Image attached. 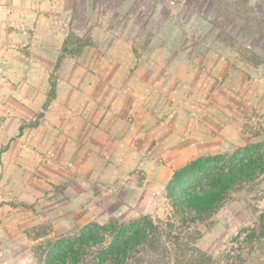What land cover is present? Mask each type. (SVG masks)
I'll return each mask as SVG.
<instances>
[{
  "label": "rangeland",
  "instance_id": "rangeland-1",
  "mask_svg": "<svg viewBox=\"0 0 264 264\" xmlns=\"http://www.w3.org/2000/svg\"><path fill=\"white\" fill-rule=\"evenodd\" d=\"M51 1L40 6L51 33L36 40L0 21V264H45L39 244L90 223L165 219L174 171L199 156L257 145L264 161V0ZM71 33L89 39L77 54L64 51ZM39 42L36 55L63 66L38 87L19 83L38 72L23 62ZM192 226L219 264H264V174Z\"/></svg>",
  "mask_w": 264,
  "mask_h": 264
},
{
  "label": "trees",
  "instance_id": "trees-1",
  "mask_svg": "<svg viewBox=\"0 0 264 264\" xmlns=\"http://www.w3.org/2000/svg\"><path fill=\"white\" fill-rule=\"evenodd\" d=\"M216 25L223 35L224 24ZM88 43V38L71 33L64 51L77 54ZM56 86L53 80L52 93ZM257 148L248 145L229 154L203 155L177 168L168 184L172 210L165 219L141 215L90 223L68 238L39 244L36 253L46 256L45 264H219L196 245L202 231L192 224L210 219L234 191L258 171L264 174Z\"/></svg>",
  "mask_w": 264,
  "mask_h": 264
},
{
  "label": "crops",
  "instance_id": "crops-1",
  "mask_svg": "<svg viewBox=\"0 0 264 264\" xmlns=\"http://www.w3.org/2000/svg\"><path fill=\"white\" fill-rule=\"evenodd\" d=\"M45 4L46 5L53 4V2L51 0H0V21H6V23H5L6 27H8V24H9L8 21L12 17H15L16 21L20 22L19 29L15 30L13 32L8 30L7 36L11 37V36L15 35V36H19L20 38H23L28 34V36H33L35 38L34 40H36V38H37L36 36L39 35L37 32L38 30L45 29V31H48L49 33H51L50 29H52V25H50V24H51V21L53 22V19L50 16V13L42 12L43 10L40 8L41 5H45ZM59 4L62 5L63 2H59ZM67 5H68V0L65 4V8ZM73 7H74V3H73ZM69 8H70V6H68V10L66 9V12H67L66 15L67 16L69 13ZM44 9H49V7L48 8L45 7ZM71 10L73 11V8ZM71 16H72V14H71ZM47 22H48V24H47ZM7 32H6V34H7ZM80 37L83 38V36H80ZM37 40L39 41V39H37ZM34 45L35 46H33L32 50H31L32 52L33 51L35 52L34 58L32 57L31 59L28 60V62H26L27 60H25L23 63L25 64V67L27 66L28 68H31L33 70L37 69L38 72H36V71L31 72L30 76L25 77V78L21 77V78H19L18 82L22 83L24 85H28V86L35 85L38 87L39 84H41L42 82L44 83L47 80V78H48L47 74L49 73V71H53V69H55V68L57 69V66L59 68H61L63 66V63L60 62L58 65L57 60H55V61H53L52 59L51 60H45V58L37 56L36 53H38V51H40V49H38L40 47V42L38 43V45H36V44H34ZM49 47H53V46H51L49 44L48 49L45 47L44 50L47 53L52 54L53 50H52V48H49ZM59 48L60 47L58 46V48H57L58 51H59ZM6 52H8V51H6ZM22 61H23V59H22ZM71 63H73V62H71ZM19 66L21 67L22 64H20ZM142 67H143V65H142ZM38 73H40L39 76H37ZM257 78H259V77H257ZM257 78H255V80ZM173 79H175V77H173ZM176 79H177V77H176ZM68 81H69V84L74 83V80H72V82L70 80H68ZM176 81L183 83V81H181V80H176ZM34 89L36 90V92L34 93V98H33L34 103L32 104V106L38 107V103L41 100L40 95H41L42 91H40L39 88L38 89L34 88ZM251 91H252V89L250 88V90H249L250 94L249 95H251V93H252ZM50 107H51V105H49L45 111V114H47L49 116L53 114V111L50 109ZM71 119H73V116L71 117ZM15 120H17L18 127H19V125H20L19 122L21 121V119L17 118ZM62 124H65V122L63 121ZM39 127H40L39 129H41V128L43 129L46 126L42 123L41 125H39ZM67 127L64 129L66 130ZM132 128H133L132 126L129 127V130L130 129L132 130ZM93 130L94 129L92 126H90V127L88 126V129H85V128L79 129V131L82 132L81 138L85 143L91 144L90 142L92 140L91 136L94 132ZM66 131L70 132V133L72 132L69 129ZM13 137L14 136H10L9 140L7 142V143L11 144V147H10L11 151H13V149L17 148L15 141L12 140ZM10 158L6 159V163L3 159V163H5L4 167H6V166L10 167L11 166L12 160ZM16 164H17L16 161H12V168L14 170H17ZM11 195H12V197H14V195H16V193L13 192V194H11Z\"/></svg>",
  "mask_w": 264,
  "mask_h": 264
}]
</instances>
